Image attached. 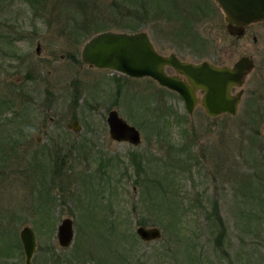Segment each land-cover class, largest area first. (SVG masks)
I'll list each match as a JSON object with an SVG mask.
<instances>
[{
  "label": "rangeland",
  "instance_id": "1",
  "mask_svg": "<svg viewBox=\"0 0 264 264\" xmlns=\"http://www.w3.org/2000/svg\"><path fill=\"white\" fill-rule=\"evenodd\" d=\"M226 26L215 0H0V144L10 143L0 232L22 252L0 264H25V225L37 236L32 264H264V24L241 38ZM106 30L146 31L158 52L194 63L252 56L238 113L188 114L151 78L83 63L84 43ZM112 109L139 145L111 138ZM60 147L55 178L47 152ZM65 217L69 246L58 240ZM144 219L160 239L139 238Z\"/></svg>",
  "mask_w": 264,
  "mask_h": 264
},
{
  "label": "water",
  "instance_id": "2",
  "mask_svg": "<svg viewBox=\"0 0 264 264\" xmlns=\"http://www.w3.org/2000/svg\"><path fill=\"white\" fill-rule=\"evenodd\" d=\"M225 15L227 30L241 37L249 25L264 21V0H215ZM40 46L37 51L39 52ZM81 60L83 63L100 69H109L131 77H152L161 85L175 90L184 99L189 114L193 113L196 99L194 91L203 90L202 104L211 117L224 113L236 115L242 100L243 89L237 94L231 93L233 86L243 88L253 70L254 63L247 56L240 57L232 67L217 66L209 61L194 63L181 60L175 53L163 55L157 51L146 31L124 32L106 30L98 32L83 45ZM171 66L185 75L192 86L179 77L170 76L165 67ZM112 139L139 145L142 135L134 125L129 124L116 109L107 116ZM79 130V121L70 124ZM136 232L143 241L160 239L159 227L139 226ZM75 236L74 221L70 217L62 219L58 226V240L62 246H69ZM20 240L26 257L25 264H32L37 248L35 230L25 225L20 230Z\"/></svg>",
  "mask_w": 264,
  "mask_h": 264
},
{
  "label": "trees",
  "instance_id": "3",
  "mask_svg": "<svg viewBox=\"0 0 264 264\" xmlns=\"http://www.w3.org/2000/svg\"><path fill=\"white\" fill-rule=\"evenodd\" d=\"M31 4H33V2L35 3V2H39V3H46L47 2V0H28ZM45 6V5H44ZM51 7H53V6H51ZM90 20H88V22H89ZM88 24V23H87ZM87 24H83V26L81 27V28H86V30L88 29V27H87ZM100 29V28H99ZM99 29H97L96 31H99ZM85 36V35H84ZM7 142V145L6 146H4V145H2L1 146V144H0V173H1V170L3 169V167H6V165H8V157H9V153H7V147H8V145L10 144L8 141H6ZM62 149H64V148H62V147H60L59 149H57V148H53V149H49V153L47 152V154L49 155V160H50V166H52V165H54V169L51 171V169H50V171H51V173H52V177H57L58 176V172H59V160H58V158L60 157V156H62L63 154H62ZM10 152V151H9ZM44 156H46V155H44ZM131 162H133L132 164L133 165H136V166H138L139 167V165L140 164H142L141 162H140V160H138L137 158H134ZM136 169V173H137V177L135 178V186L137 185H140V181H141V178H140V176H141V174H140V172H139V169L138 168H135ZM46 171H43L42 173L44 174ZM125 172H127V170L125 171ZM45 175V174H44ZM51 182H53V180L51 181ZM160 182V181H159ZM208 217H210V213H208ZM217 218L220 220V223H222V218H221V216L219 215V214H217ZM109 222V223H108ZM146 220L144 219V220H141L140 221V225H143V224H146ZM105 223H107L108 225H109V233H111V232H113V231H115L116 229H119L118 227H117V221H116V219L115 218H113V219H111V217H109V221H106L105 220ZM1 226H0V230H1ZM126 232H127V230H126ZM125 232V233H126ZM124 233V237H131L132 235V232H130V233H128V234H125ZM4 237H5V234L3 235L1 232H0V260H1V258H9V256H10V252H12V250L14 251V249L16 250V251H18V252H20V253H22L21 252V249L19 250V248H17V247H15V246H13L12 244H9L8 242H7V240H5L4 239ZM5 244H6V246H5Z\"/></svg>",
  "mask_w": 264,
  "mask_h": 264
},
{
  "label": "flooded vegetation",
  "instance_id": "4",
  "mask_svg": "<svg viewBox=\"0 0 264 264\" xmlns=\"http://www.w3.org/2000/svg\"><path fill=\"white\" fill-rule=\"evenodd\" d=\"M264 24V21H260V22H256V23H253V24H251V25H249L248 27H247V29H246V32H245V34L243 35V36H241V37H244V36H246V33H247V31L250 29V28H255V27H259L260 25H263ZM254 31H256V30H254ZM254 34H256V33H254ZM241 37H239V38H241ZM253 41H254V43H257V41H258V36L257 35H254L253 36ZM171 54V53H170ZM169 55V54H168ZM243 56H247V57H249L251 60H253V63H254V67H253V70L255 69V60H254V58L252 57V56H249V55H243ZM243 56H241V57H243ZM181 59V58H180ZM181 60H183V59H181ZM239 60V59H238ZM237 60V61H238ZM184 61H186V60H184ZM237 61H235V62H237ZM234 62V63H235ZM234 65V64H233ZM232 65V66H233ZM224 66H227V65H224ZM232 66H228V67H232ZM221 67H223V66H221ZM253 70L250 72V74L253 72ZM165 72L168 74V75H170V76H175V77H179V78H181V80H183L184 82H186L188 85H190V86H192V84L190 83V81H189V79L185 76V75H183V74H181V73H179L175 68H173V67H171V66H166L165 67ZM249 74V75H250ZM248 75V76H249ZM142 78H146V77H142ZM147 78H151L153 81H155V82H157V84H159L161 87H163L164 89H168L170 92H172V93H174L175 95H177L179 98H180V100L181 101H183V103H184V106H185V109H186V111H187V108H186V103H185V101H184V99L179 95V93L177 92V91H175V90H172V89H170V88H168V87H166V86H163V85H161L157 80H155V79H153L152 77H148L147 76ZM248 78V77H247ZM247 80V79H246ZM245 83H246V81H245ZM245 85V84H244ZM193 87V86H192ZM232 89H239L238 91H236L235 93H233L232 92ZM243 88H240V87H235V86H233L232 88H231V93L232 94H237L239 91H241ZM194 94H195V99H196V104H195V108L197 107V105H199V104H201L202 106H203V104H202V98H203V95H204V91L203 90H198V89H196L195 91H194ZM243 95H244V89H243ZM243 95H242V98H243ZM201 96V97H200ZM242 101V100H241ZM240 105V104H239ZM204 107V106H203ZM195 108H194V110H195ZM205 109V108H204ZM206 111V110H205ZM188 112V111H187ZM194 112V111H193ZM207 113V112H206ZM188 114H189V112H188ZM192 114V113H191ZM208 114V113H207ZM224 114H228V113H224ZM224 114H222V115H224ZM209 115V114H208ZM221 116V115H220ZM211 117V116H210ZM217 117H219V116H217ZM213 118V117H212ZM109 126V125H108Z\"/></svg>",
  "mask_w": 264,
  "mask_h": 264
}]
</instances>
